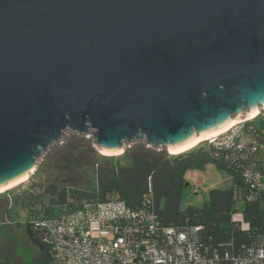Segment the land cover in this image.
<instances>
[{
    "label": "water",
    "instance_id": "95a60500",
    "mask_svg": "<svg viewBox=\"0 0 264 264\" xmlns=\"http://www.w3.org/2000/svg\"><path fill=\"white\" fill-rule=\"evenodd\" d=\"M258 102L264 0H0V182L68 130L168 146Z\"/></svg>",
    "mask_w": 264,
    "mask_h": 264
},
{
    "label": "trees",
    "instance_id": "16d2710c",
    "mask_svg": "<svg viewBox=\"0 0 264 264\" xmlns=\"http://www.w3.org/2000/svg\"><path fill=\"white\" fill-rule=\"evenodd\" d=\"M256 121L257 118L246 120L243 134L253 136L257 149L249 152V148H245L241 153L204 140L176 154L149 149L142 143L141 149L128 148L119 156L110 157L101 155L91 139L74 134L84 144L75 142L71 147L72 155L63 157L67 159L61 166L65 178L42 183L39 185L41 192L33 185L28 192L15 196V204L29 213L26 231L39 252L28 262L8 264H51L47 246L41 242L38 231H33L35 223L74 210L85 201L105 200L110 195L119 196L131 207H141L150 199L166 225L202 224L207 237H211L208 243H227L234 239L235 243H241L242 239L251 241L253 232L264 228V189L252 188L243 177L244 164L250 160L257 162L264 172V165L258 158L264 149V129L258 127ZM83 153L89 154V159ZM233 153L238 158H229ZM86 158L95 177L93 187L90 180L83 186L76 177L82 159ZM209 164L226 171L232 185L211 189L208 202L201 208L182 207L181 196L188 183L186 172L206 169ZM236 213H242V219H237Z\"/></svg>",
    "mask_w": 264,
    "mask_h": 264
},
{
    "label": "built area",
    "instance_id": "2783aa9c",
    "mask_svg": "<svg viewBox=\"0 0 264 264\" xmlns=\"http://www.w3.org/2000/svg\"><path fill=\"white\" fill-rule=\"evenodd\" d=\"M246 120L206 140L237 153L245 148L254 152L257 142L243 134ZM235 154L228 156L238 158ZM244 167L245 181L256 190L264 189V172L257 162L250 160ZM235 217L242 219V213ZM33 231L47 246L51 264H264V228L254 231L251 241L208 243L211 237L202 224L166 225L150 199L141 207H131L117 195L88 200L74 210L37 221Z\"/></svg>",
    "mask_w": 264,
    "mask_h": 264
},
{
    "label": "rangeland",
    "instance_id": "374dc122",
    "mask_svg": "<svg viewBox=\"0 0 264 264\" xmlns=\"http://www.w3.org/2000/svg\"><path fill=\"white\" fill-rule=\"evenodd\" d=\"M249 110L250 108L246 109L241 115L246 117ZM253 118H257L256 122L258 127L264 129V112L263 114H257ZM74 134L79 135L73 131H66V134L61 138L63 142H61V144L55 143L49 152L46 151L45 154H42L41 159L34 165L33 171L24 182L0 193V264H8L14 261H19L20 263L28 262L39 252L38 246L33 242L26 231V222L29 219V213L27 210L15 204L14 198L16 195L28 192L33 188V185H37L36 190L41 192L42 189L39 188V185L42 183L51 182L57 177L59 179L65 178L66 175L61 166L64 165L63 163L67 162V159H63V157L65 155H72L73 151L71 147L75 142L79 145L84 144V142ZM88 139H91V141L94 142L93 144L99 147L97 141L93 137H88ZM140 144H142V142L134 141V143H130V147L129 143L121 147L125 150L133 148V150L136 151V148H142V146H139ZM154 149H162L161 151L174 154L170 152L167 145H157ZM98 152L101 155H111L110 157L119 156L123 153L105 154L101 153L99 150ZM82 155H87L89 159V154L83 153ZM86 160L87 158L82 159V167L77 170L76 177L83 186H86V182L90 180V186L93 187L95 177L93 173H91V169L88 167ZM186 179L190 187L187 186L183 190L181 196L182 207L192 205L201 208L208 202L211 189L227 188L232 185V180L227 172L223 169H219L214 164H209L206 169L188 170L186 172ZM196 187L199 188L198 192L193 191ZM36 207L39 208L40 205Z\"/></svg>",
    "mask_w": 264,
    "mask_h": 264
},
{
    "label": "bare ground",
    "instance_id": "6f19581e",
    "mask_svg": "<svg viewBox=\"0 0 264 264\" xmlns=\"http://www.w3.org/2000/svg\"><path fill=\"white\" fill-rule=\"evenodd\" d=\"M259 111H260V103L258 102L250 107L249 113L247 114L248 119L256 116L259 113ZM243 119H244V116H242L240 113L236 115L235 117L227 120L226 122L216 127L210 128L208 130H205V131H202L196 134L195 136H193L192 138L186 141H183V142H180L174 145H168V148L170 152L174 154L186 151L192 147H195L197 144H199L200 142L206 139H209L211 137L217 136L225 132L226 130L230 129L232 126L243 121ZM102 150L105 154H114V153L118 154L124 151L122 147H106V146H104ZM33 169H34V165L30 167L29 169H27L26 171L10 179L0 182V193L24 182L28 178L30 173L33 171Z\"/></svg>",
    "mask_w": 264,
    "mask_h": 264
},
{
    "label": "crops",
    "instance_id": "0c3cea01",
    "mask_svg": "<svg viewBox=\"0 0 264 264\" xmlns=\"http://www.w3.org/2000/svg\"><path fill=\"white\" fill-rule=\"evenodd\" d=\"M264 124V122H263ZM264 127V126H263ZM264 138V137H263ZM263 151L261 152V154L258 156L259 160H261L262 164L264 165V149H262Z\"/></svg>",
    "mask_w": 264,
    "mask_h": 264
}]
</instances>
